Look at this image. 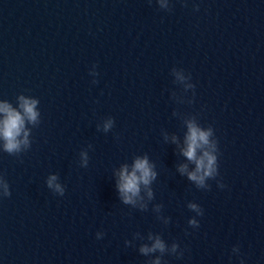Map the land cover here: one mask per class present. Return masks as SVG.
Here are the masks:
<instances>
[{"label":"clouds","instance_id":"9594fccd","mask_svg":"<svg viewBox=\"0 0 264 264\" xmlns=\"http://www.w3.org/2000/svg\"><path fill=\"white\" fill-rule=\"evenodd\" d=\"M161 7H166L161 3ZM23 103L21 107L24 110V114L27 116L28 120L35 122L38 113L35 111V100H26L21 97ZM0 112L4 113V119L2 121V127H0V135L3 136L5 140L4 149L9 153H13L19 150L20 141L17 137L20 136L21 131L24 127V117L20 113L11 109L9 106H0ZM109 125H106L107 128ZM189 134L186 139L187 147L183 150V155L189 160L195 163V171L188 172V179L195 182L200 188H209L205 181L208 178L216 179L219 175L218 171V141L217 139H210L213 137L214 132L211 127L207 130H202L194 124H189ZM25 140L27 143V133H24ZM202 150V155H197V150ZM186 165L181 166L179 169L181 173L186 171ZM156 177V173L152 169V165L149 164L147 158L137 159L131 172L128 171L127 167L123 168L120 172V180L117 185L119 193L125 204H134L135 197L139 196L140 186H148L152 180ZM56 178L53 176L49 180V187H52V181ZM219 183V182H218ZM220 187H224L221 183ZM7 184H5V194L10 195L7 191ZM58 191L62 192L59 185H56ZM149 196L151 192L149 191ZM189 207L193 210H197V205L190 204ZM190 224L195 225L196 221H189ZM160 249L163 251V243L157 239L153 244L152 248L143 247L141 252L147 254L150 251H155ZM158 264V262H157Z\"/></svg>","mask_w":264,"mask_h":264}]
</instances>
